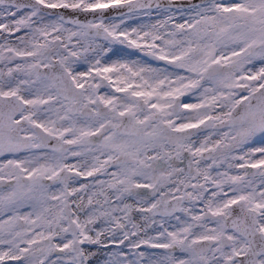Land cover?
Masks as SVG:
<instances>
[{"label":"snow or ice","instance_id":"snow-or-ice-1","mask_svg":"<svg viewBox=\"0 0 264 264\" xmlns=\"http://www.w3.org/2000/svg\"><path fill=\"white\" fill-rule=\"evenodd\" d=\"M0 264H264V0H0Z\"/></svg>","mask_w":264,"mask_h":264}]
</instances>
